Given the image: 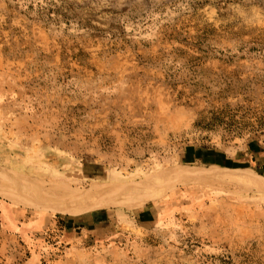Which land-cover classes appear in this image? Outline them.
<instances>
[{
    "label": "rangeland",
    "instance_id": "rangeland-1",
    "mask_svg": "<svg viewBox=\"0 0 264 264\" xmlns=\"http://www.w3.org/2000/svg\"><path fill=\"white\" fill-rule=\"evenodd\" d=\"M262 143L264 0H0V167L44 188L212 174L80 214L0 193V264H264V188L231 163Z\"/></svg>",
    "mask_w": 264,
    "mask_h": 264
},
{
    "label": "bare ground",
    "instance_id": "bare-ground-1",
    "mask_svg": "<svg viewBox=\"0 0 264 264\" xmlns=\"http://www.w3.org/2000/svg\"><path fill=\"white\" fill-rule=\"evenodd\" d=\"M210 174L187 168H175L153 174L140 182L125 185L99 183L82 188L64 184L59 187L44 188L40 182L33 181L23 173L0 167V193L29 205L47 206L65 213L80 214L108 205L141 207L149 200L161 197L177 184L194 179L206 180L212 175ZM237 179L242 182L243 190L261 186L264 188V176L255 170L249 171L247 178L238 176ZM227 181L232 182L229 178Z\"/></svg>",
    "mask_w": 264,
    "mask_h": 264
},
{
    "label": "crops",
    "instance_id": "crops-1",
    "mask_svg": "<svg viewBox=\"0 0 264 264\" xmlns=\"http://www.w3.org/2000/svg\"><path fill=\"white\" fill-rule=\"evenodd\" d=\"M9 104V106H11L12 104L11 103H8ZM41 121H45V118H41ZM201 148L199 147V150H200ZM202 151L203 152H205V153H203V154H205L206 156H212V155H215L213 152H212V150L211 149H204L203 147H202ZM202 153V152H201ZM203 154H201V155H203ZM244 159H241V157H239V158H237L236 157V155H235V157H234V159L232 160V162L231 163H233L234 164V166L235 167H242V168H254L255 170L257 169V170H259V171H261L262 173H264V143H262V144H258L257 145V147H255L254 148V150H253V152L251 151V153L249 152V153H247V152H244ZM253 170V169H252ZM52 172H54V171H49L48 169H47V167H43V168H41L40 169V171L39 172H37V174L39 173V174H47V173H52ZM6 205H4L3 204V207H5ZM19 216H21V214H19L18 216H16L17 217V219L19 220ZM24 216V215H23ZM23 216H22V218H23ZM39 221H40V223H39V225L36 227V222H37V218H35V216H33V217H31V216H29V221L26 223V224H32L31 225V228H34V231L35 232H41V233H43L44 232V227H45V225H44V223L46 222V223H49L50 222V217L48 218V219H46V217H42V216H39ZM82 218V217H81ZM81 218H79L78 216H73L72 217V219L73 220H70V221H68V219H67V221L68 222H66V228L68 229V234L69 235H67L68 237H66L67 239L68 238H72L73 237V235H76V233L75 232H77L75 229H76V227L79 225H82V224H85V227H89V226H91L93 223H94V221L95 220H93V218H87V219H84V218H86V217H84L83 219H81ZM97 219V218H96ZM66 220V219H65ZM20 221V220H19ZM27 221V220H26ZM22 222V221H21ZM45 223V224H46ZM34 225H35V227H34ZM81 227V226H80ZM23 230H24V228H27V227H25V225L24 226H22L21 227ZM47 228V227H46ZM65 228V229H66ZM82 228V227H81ZM90 228V227H89ZM27 234L28 233H30L29 231H25ZM65 233H66V230H65ZM89 235V232H88V230L86 229V230H83V231H81V230H78V232H77V238H78V240L79 239H81L82 237H85V236H88ZM89 238H90V236H89ZM66 240V239H65ZM6 246V245H5ZM4 246V247H5ZM7 246H11V245H7Z\"/></svg>",
    "mask_w": 264,
    "mask_h": 264
}]
</instances>
